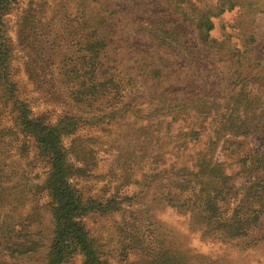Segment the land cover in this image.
<instances>
[{
  "label": "trees",
  "instance_id": "obj_1",
  "mask_svg": "<svg viewBox=\"0 0 264 264\" xmlns=\"http://www.w3.org/2000/svg\"><path fill=\"white\" fill-rule=\"evenodd\" d=\"M17 1L0 0V111H7V118L0 116V148L11 145L9 137L13 134L17 153L28 152L30 143L34 156L47 167L43 188L53 200L54 236L45 264H67L75 255L81 256L82 264H109L101 259L82 219L111 216L120 210V203L114 197L103 203L83 198L70 182L81 168L68 163L62 141L85 124L93 127L124 119L125 113L134 123L142 122L138 130L144 133L146 148L156 149L150 171L141 175L142 188L152 187L160 174L162 181L168 182L165 193L151 196L150 206L187 214L189 224L194 222L191 230L200 232L201 239L214 242L245 240L264 229V156L244 153L237 158L239 172L247 179L238 188L228 174L229 163L216 159L224 151L234 163L231 155L242 149L244 141L264 138V61L256 55L264 39V0H148L142 5V18L136 20V14L131 15L133 32L172 53L174 62H184L188 74L181 66L172 72L173 63L167 57L158 62L135 60L127 71L119 70L116 61L107 57V19L87 11L92 0H73L74 7L73 3L67 7L71 1L66 2L63 15L57 14L55 6L48 16L44 1L39 3L37 14L29 7L17 41L26 55L28 80L44 97L62 107L53 122L45 113H32L18 98L12 80L13 48L2 34V20ZM233 11L238 13L233 27L236 34L212 38L213 20ZM139 77L152 79L150 94L146 92L144 98L133 91ZM127 87V100L115 114L114 100H123ZM101 102L106 106L98 111L96 105ZM82 105L88 109L84 113H89V118L77 114ZM72 149L80 151L75 144ZM133 158H137L135 154ZM160 164L163 168L158 170ZM18 175L10 164L0 163L1 258L6 251L12 254V235L23 232L8 222L11 214L1 212L7 202L21 208L29 200L17 198L22 191L16 193L12 179ZM144 194L138 195L140 200ZM135 199V195L128 196V202ZM141 203L144 206L143 200ZM147 220L157 226L151 239L141 230L142 218L133 219L125 232L119 230L128 241L122 244V252L138 254L137 264L192 263L189 250L170 233L161 234L160 223L155 224L151 216ZM29 247L25 250L28 253L33 251Z\"/></svg>",
  "mask_w": 264,
  "mask_h": 264
},
{
  "label": "rangeland",
  "instance_id": "obj_2",
  "mask_svg": "<svg viewBox=\"0 0 264 264\" xmlns=\"http://www.w3.org/2000/svg\"><path fill=\"white\" fill-rule=\"evenodd\" d=\"M43 1L45 6H48V9L46 8L48 16L52 7L55 6L58 7L57 14L63 15V5L66 6V2L71 1L67 5L68 7L74 2L73 0H18L9 6L7 14L3 17L2 34L13 48L10 73L16 86L18 98L28 105L34 115L45 113L49 120L53 122L55 117L60 114L62 107L58 101H50L47 96L44 97V94H41L40 90L28 80L24 72L26 55L17 41L20 24L24 20V12L30 7V10L37 14L39 3ZM146 1L148 2V0H137V2L135 0L91 1L87 11L94 14V16L98 14V17L103 16L107 19L106 28L110 30L107 57L116 61L115 66L123 72L127 71L135 60L143 59L149 60V62H158L161 58L165 59L167 57L173 63L172 72L175 71V66H181L183 73L188 74L189 70L184 62H174L172 53L158 48L155 44L133 32L135 24L132 22L135 21H130V16L136 14V20L142 18V5L146 4ZM72 7H74V3ZM46 14L44 13V15ZM58 18H62V16H58ZM237 18L238 13L236 11L215 18L211 37L220 40L227 34H236L233 27ZM132 44L135 46L133 49H131ZM256 55L264 61V39L257 46ZM164 70L168 71L167 68ZM122 77L124 76L122 75ZM141 78H136L137 82L134 85L131 83L129 86H135L133 91L138 93L139 97L144 98L147 95L146 92L150 94L152 79L147 78L144 80ZM129 88H126L125 93L128 92ZM125 93L121 94L124 95ZM126 95L128 97L126 93L123 100H114L113 112L115 114L123 108L124 102L127 100ZM98 104H100V107ZM98 104L96 105L98 111L106 106L102 102ZM111 109L109 108V110ZM78 110L77 114L83 116V119L89 118V113H84L88 111L86 107L79 106ZM6 112L0 111L2 119L7 118ZM129 117L128 113H125L124 119L119 118L106 123L102 122L93 127L85 124L73 135L64 137L62 141L68 163L81 168V171L74 175L70 182L81 192L83 198L92 197L103 203L108 198L114 197L120 203V210L111 216L82 219L89 236L95 240L99 248L101 259L106 260L109 264H137L138 254L128 255L127 250L122 252V244H126L128 241L123 240L124 236L122 237L119 234V230L125 232L128 224L133 219L142 218L143 227H141V230H144L148 239H151L155 234L154 229L157 228V226L150 223V220H147L151 216V220L155 221V224L160 223L158 225L161 227L158 229H160L161 234L167 235L170 233L181 247L183 245L189 250L191 264H264V239L258 240V238L264 236V229L251 233L245 240L214 242L201 239L200 232L191 230L195 226L192 225L194 224L193 221H191V225L189 224L187 214L179 213L174 208L150 206L151 196L156 192L165 193L168 182L162 181L164 176L160 174L161 177H157L152 181V187H147L145 190L142 188L143 176L141 175H147L150 171L149 164L152 160V152L156 149L151 146L146 148L147 141H143L144 133L138 130L143 125L142 122L134 123L132 118ZM7 135L9 136V134ZM9 138L12 141L11 145L5 147V149L0 148V163L7 166L10 164L15 173L19 174L12 179V182L17 186L16 193L22 191L16 197L29 200L25 207L15 208L16 204L12 201L13 204L7 202L6 208H1V212L11 214L8 222L15 226L16 230L22 229L23 232L12 235L15 239L14 245L11 246L12 254L6 251V254L2 258L0 257V261H4L3 264H45L50 242L54 236L53 200L43 188L47 167L34 156L33 147L30 143L28 152L19 154L15 151L18 143L13 141L17 137L11 134ZM73 144L79 147L80 151L78 153L76 149H72ZM228 150L230 152V149ZM244 153H258L264 156V138L253 137L244 141L242 149L235 150V154L231 155L235 159L234 163H232L233 160L229 157V153L224 151L216 156V159L229 163L228 174L233 177L236 188L247 181L239 172V164L236 161ZM134 154L137 158H133ZM169 160L164 159L163 161L169 162ZM133 161L135 165H133ZM130 162L131 164H129ZM161 164L158 170L163 168ZM128 168H130L129 172ZM132 174L136 176L132 178ZM141 191L145 193L144 199H142L144 206L138 196L142 194ZM133 195L136 196L134 202H128V196ZM140 222L138 225H140ZM29 246H32L33 251L28 253L25 250L30 248ZM2 247L3 245H0V249ZM67 264H82V258L75 255Z\"/></svg>",
  "mask_w": 264,
  "mask_h": 264
}]
</instances>
